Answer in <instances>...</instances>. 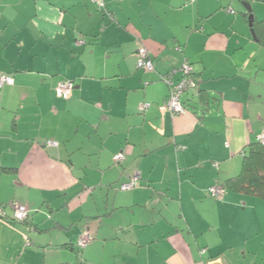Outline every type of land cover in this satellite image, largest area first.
I'll return each mask as SVG.
<instances>
[{
  "label": "crops",
  "instance_id": "0c3cea01",
  "mask_svg": "<svg viewBox=\"0 0 264 264\" xmlns=\"http://www.w3.org/2000/svg\"><path fill=\"white\" fill-rule=\"evenodd\" d=\"M104 1L0 0V264H264V201L209 192L264 133L257 0ZM185 63L198 86L173 117L162 77Z\"/></svg>",
  "mask_w": 264,
  "mask_h": 264
},
{
  "label": "built area",
  "instance_id": "2783aa9c",
  "mask_svg": "<svg viewBox=\"0 0 264 264\" xmlns=\"http://www.w3.org/2000/svg\"><path fill=\"white\" fill-rule=\"evenodd\" d=\"M99 6L102 10H106V3L104 0H90ZM126 1V0H120ZM190 3H194L196 0H188ZM230 13L234 14L233 10H230ZM137 57V66L139 69H143L145 71L152 72L154 70L153 62L148 54L146 48L142 47L139 49L136 54ZM176 74H180V78L178 81L174 82L173 78ZM170 87V92L167 100L163 104V110L169 112L172 116H181L187 113V109L183 105L182 98L186 93L190 90L197 89V82L194 77V69L189 63H185L181 68L177 70H173L164 77H162ZM14 78L9 75H1L0 76V88L5 85H14ZM75 90L74 82H61L55 88V93L58 98L63 100H70L73 96ZM149 107L145 105L142 107V110H146ZM258 141L264 146V133L258 137ZM49 146H55L56 143L49 141L47 143ZM124 157L122 154H118L114 156L113 161L114 164H120L123 161ZM217 166V165H216ZM141 179L140 173H137L130 182L121 185V189L123 191L134 189L138 186V183ZM211 195L216 199H223L225 195V190L222 187H212L209 189ZM6 215L4 213L3 208H0V218H4ZM30 216V211L26 206L16 205L14 206V221L15 222H26ZM91 237L88 233L84 234L79 241V246L83 249L86 248L90 243ZM31 243H27L30 245Z\"/></svg>",
  "mask_w": 264,
  "mask_h": 264
},
{
  "label": "trees",
  "instance_id": "16d2710c",
  "mask_svg": "<svg viewBox=\"0 0 264 264\" xmlns=\"http://www.w3.org/2000/svg\"><path fill=\"white\" fill-rule=\"evenodd\" d=\"M257 2L264 4V0ZM254 27L258 42L264 46V20H255ZM182 102L184 105L183 98ZM222 188L225 192L252 196L264 201V146L259 141L248 146L240 174L226 181Z\"/></svg>",
  "mask_w": 264,
  "mask_h": 264
},
{
  "label": "water",
  "instance_id": "95a60500",
  "mask_svg": "<svg viewBox=\"0 0 264 264\" xmlns=\"http://www.w3.org/2000/svg\"><path fill=\"white\" fill-rule=\"evenodd\" d=\"M243 6L245 7V9L248 11V13L250 14L249 16V21H250V28H251V34L252 37L255 41L258 42L257 36H256V32H255V28H254V23H255V17L253 15V11H252V7L249 3H243Z\"/></svg>",
  "mask_w": 264,
  "mask_h": 264
},
{
  "label": "rangeland",
  "instance_id": "374dc122",
  "mask_svg": "<svg viewBox=\"0 0 264 264\" xmlns=\"http://www.w3.org/2000/svg\"><path fill=\"white\" fill-rule=\"evenodd\" d=\"M255 5H256L255 8L252 5L253 14L255 15V18H257V19L264 18V10H262V9H264V5L260 4L259 2H256ZM224 241H226V240H224ZM221 243H223V241H221Z\"/></svg>",
  "mask_w": 264,
  "mask_h": 264
}]
</instances>
